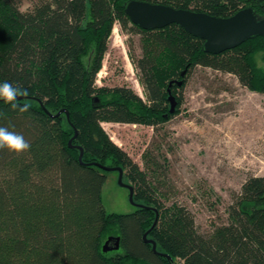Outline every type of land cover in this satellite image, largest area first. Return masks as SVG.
<instances>
[{
    "label": "trees",
    "instance_id": "1",
    "mask_svg": "<svg viewBox=\"0 0 264 264\" xmlns=\"http://www.w3.org/2000/svg\"><path fill=\"white\" fill-rule=\"evenodd\" d=\"M23 1L0 0V83L27 89V98L17 103L31 105L21 113L0 100V127L22 134L31 145L20 153L0 149V264H264V175H249L232 195L227 222L202 233L186 206L162 201L168 195L156 185L162 166L156 151L144 152L141 168L102 127V122L155 127L176 112H165L166 102L180 80L172 79L166 91L160 56L150 50L138 59L148 100L130 87L95 85L116 21L148 35L185 62L186 70L201 65L229 72L262 93L264 67L256 59L264 52V38L212 54L177 24L154 30L133 24L123 7L128 0H39L32 11L21 9ZM144 1L217 17L252 7L264 17V0ZM183 70L176 73L183 77ZM61 109L69 118L49 113ZM76 131L72 143L84 148V163L69 144ZM97 164L121 166L135 200L145 206L108 212L102 193L109 171ZM157 213L148 235L157 243L155 252L143 236ZM110 236H121V247L105 252Z\"/></svg>",
    "mask_w": 264,
    "mask_h": 264
},
{
    "label": "rangeland",
    "instance_id": "2",
    "mask_svg": "<svg viewBox=\"0 0 264 264\" xmlns=\"http://www.w3.org/2000/svg\"><path fill=\"white\" fill-rule=\"evenodd\" d=\"M38 1L24 0L21 9L32 11ZM106 44L95 81L98 88L126 86L148 100L137 64L150 50L160 56L159 75L166 91L172 79L183 83L172 88L177 110L165 122L155 127L102 122L105 132L141 168L144 152L156 151L162 164L156 185L168 195L162 201L186 206L199 231L209 233L226 223L233 193L249 175H264V93L244 86L232 73L201 65L181 77L177 73L186 68L185 62L118 21ZM88 49L86 62L92 47ZM256 61L264 67V52ZM166 105L168 112L169 99ZM107 175L102 193L106 210L128 213L137 208L129 200V189L119 184L118 172ZM124 181L132 184L126 171Z\"/></svg>",
    "mask_w": 264,
    "mask_h": 264
},
{
    "label": "water",
    "instance_id": "3",
    "mask_svg": "<svg viewBox=\"0 0 264 264\" xmlns=\"http://www.w3.org/2000/svg\"><path fill=\"white\" fill-rule=\"evenodd\" d=\"M126 14L131 22L141 29L154 30L164 28L170 24H177L186 32L198 37L204 41L203 50L212 54H219L226 50L233 49L249 39L255 37L264 38V17L259 16L254 8L246 7L238 10L236 13L227 17H217L206 12L194 11L186 8H176L170 5L161 3H151L144 0H128L123 5ZM186 73V69L182 71V75ZM178 85L183 83V80L177 81ZM173 84V81L170 85ZM27 98V97H22ZM19 98V99H22ZM170 113H174L177 107L176 97L169 89ZM53 116H59L66 113L69 118L67 109H61ZM168 114H165L167 117ZM75 135L70 139L69 144L80 150L79 160L83 162L84 148L80 145H73V140L77 137ZM100 168L106 171H117L118 182L122 187L129 189V200L137 207L145 206L135 200L134 186L124 181V169L121 166H107L97 164ZM156 219L150 229H148L143 236L145 242L152 244V249L157 250V243L155 240L148 237L151 229L155 225ZM121 247V236H110L103 244V251H116ZM169 259L171 256L168 253L159 252Z\"/></svg>",
    "mask_w": 264,
    "mask_h": 264
},
{
    "label": "clouds",
    "instance_id": "4",
    "mask_svg": "<svg viewBox=\"0 0 264 264\" xmlns=\"http://www.w3.org/2000/svg\"><path fill=\"white\" fill-rule=\"evenodd\" d=\"M27 96V89H24L19 85H13L7 81L0 83V100L10 104L14 111L19 110L21 113L29 111L31 107L29 103H17L19 98ZM30 147V143L22 134L9 131L6 127H0V149L7 148L9 151L20 153L28 151Z\"/></svg>",
    "mask_w": 264,
    "mask_h": 264
}]
</instances>
